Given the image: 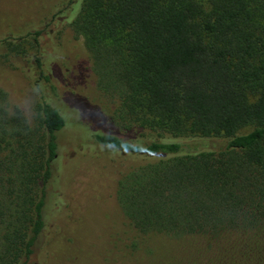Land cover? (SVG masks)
Returning a JSON list of instances; mask_svg holds the SVG:
<instances>
[{
  "label": "trees",
  "instance_id": "16d2710c",
  "mask_svg": "<svg viewBox=\"0 0 264 264\" xmlns=\"http://www.w3.org/2000/svg\"><path fill=\"white\" fill-rule=\"evenodd\" d=\"M33 9L27 28L0 34L3 63L26 89L40 88L43 113L27 134L0 125V264H44L51 236L69 238L47 214L60 211L51 185L68 123L51 97L61 75L44 52L62 49L67 29L84 38L98 89L115 102L90 146L123 158L113 196L138 232L133 248L151 254L160 239L193 252L189 264H264V0H46ZM8 87L0 82V99ZM206 140L221 146L187 149Z\"/></svg>",
  "mask_w": 264,
  "mask_h": 264
},
{
  "label": "rangeland",
  "instance_id": "374dc122",
  "mask_svg": "<svg viewBox=\"0 0 264 264\" xmlns=\"http://www.w3.org/2000/svg\"><path fill=\"white\" fill-rule=\"evenodd\" d=\"M44 1L0 0V34L12 35L27 28L33 16L37 17L32 9ZM58 42L62 49L49 43L44 52L47 66L61 75L59 82H64L58 83L59 93L51 94V97L68 123L58 133V143L66 159H61L54 167L55 180L51 185V195L60 199V205L55 206L60 211L51 215L48 206L50 213L47 211V214L58 226L56 232L65 231L69 238H60L59 234L51 236L52 243L48 247L51 246L52 252L44 264H113L116 259L120 264H156L162 256L169 264L191 263L189 259L194 257L193 252L168 242L162 244L160 239L154 240L155 244L151 246L154 253L151 254H147L140 244L135 248L130 244L138 232L124 219L113 196V180L116 172L122 169L120 160L123 158L120 153L100 154L90 146L96 125L111 121L115 102L98 89L84 38L67 29L59 35ZM3 53L0 50V82L11 86L8 87L11 91L22 93L26 90L25 82L10 72V64L3 63L6 60ZM61 54L64 69L59 63ZM66 94L68 102L64 99ZM187 146L193 150L215 148L220 147L221 142L193 141ZM63 203L65 205L61 207ZM145 253L150 257L146 258ZM200 253L204 252L201 250Z\"/></svg>",
  "mask_w": 264,
  "mask_h": 264
},
{
  "label": "clouds",
  "instance_id": "9594fccd",
  "mask_svg": "<svg viewBox=\"0 0 264 264\" xmlns=\"http://www.w3.org/2000/svg\"><path fill=\"white\" fill-rule=\"evenodd\" d=\"M41 97L38 86H32L22 93L7 92L0 99V125L5 126V131H31L37 120L43 118V113L38 111L37 105ZM9 121H16V127H8Z\"/></svg>",
  "mask_w": 264,
  "mask_h": 264
}]
</instances>
